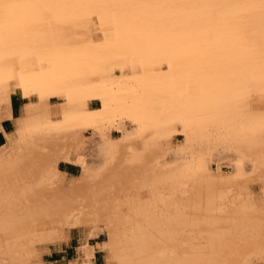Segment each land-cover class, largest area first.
<instances>
[{"label": "bare ground", "instance_id": "1", "mask_svg": "<svg viewBox=\"0 0 264 264\" xmlns=\"http://www.w3.org/2000/svg\"><path fill=\"white\" fill-rule=\"evenodd\" d=\"M27 1L34 9L26 12L34 19L40 12L46 15L52 3L44 0L43 8L41 0ZM6 16L7 21L16 15ZM10 23L0 30L11 33ZM8 42L0 39V134L5 139L0 146V264H46L44 253L66 243L80 226L81 246L70 264H94L97 249L105 253V264H264V121L212 119L206 111L205 120L200 115L192 121L195 130H184V140L176 142L173 123L202 110L200 103L172 110L179 104L174 102L166 104L167 113H148L142 102L131 107L114 99L115 108L87 109L88 89L96 88L92 82L99 73L91 67L59 71L49 65L43 73L31 60L40 54L37 48L10 50ZM65 42L49 44L45 53L52 48L69 52L75 40ZM22 52L29 54L19 59ZM22 64L24 76L17 73ZM25 83L38 97L62 84L68 88L67 104L58 107L41 97L25 102L15 116L13 87ZM97 88L107 92L102 83ZM136 112L143 117L139 129L116 117ZM5 119L14 124L12 130L3 127ZM254 124L260 127L244 129ZM61 164L79 168V175L70 176ZM101 233L106 240L92 244Z\"/></svg>", "mask_w": 264, "mask_h": 264}, {"label": "flooded vegetation", "instance_id": "2", "mask_svg": "<svg viewBox=\"0 0 264 264\" xmlns=\"http://www.w3.org/2000/svg\"><path fill=\"white\" fill-rule=\"evenodd\" d=\"M12 1L11 3L9 2L10 5L4 3V7H2L3 11L7 9V11H11L13 8L12 11L25 10L26 12L29 10L30 12V10L34 9L31 1L14 0L18 3L21 1V4H14V1ZM256 2L257 0H249L238 5L240 3L239 0H62L60 2L52 1V3H48L47 0L48 8L54 7V10L58 13L57 18H54L55 20L48 22V16L45 14H40L41 16L37 19L33 17L30 18V15H28L27 17L23 16L21 18L17 16L18 18L14 20L15 16L13 19H9L11 23L9 20L7 21L10 23L9 26L13 28L11 29L10 27L11 33L9 32L6 34L7 32H0V39L3 42L5 39L9 40L10 44H8L9 42L6 44H8V47L10 45V50H15L17 47H22L23 50H29L30 48L32 50V48L34 49L35 47L38 49V52L45 53L49 51V47L51 49L52 46L50 45L52 44L57 45L61 42H65V40L66 42L70 41L69 43H72V35L69 33L68 29L75 26L77 27L76 29H78L77 31H80L81 25H85L87 26V30L101 28L105 32L104 37L107 41L99 47L93 44L89 45L88 49H86V56L81 55L75 58L69 55L60 56L53 65H60V67H63V65L66 64L64 67L77 66L78 68L92 66L95 67L93 68L95 72L99 73L101 81H104L107 80L108 76L110 77L113 74H118L119 71L117 68L114 69L113 74L107 72L102 73L101 71H104L103 69L113 63H121L124 66L123 73H129L131 67H135L136 72L142 71V74L136 79L127 80V84H140L144 86L143 89L147 88L148 91H154L156 87L164 83H166L165 85L173 87L178 85V83L184 84L188 86V88L184 95L182 94V97L191 93V87L202 82V80L196 78L198 71L201 69H205L203 73H206V75H210L213 71L218 70H221L222 74L229 72L230 74L227 73V77L218 76L212 78L210 81L222 83L223 81L236 80V89L240 88V82L246 81V83H248L244 89L240 90L241 93L239 92L240 94L238 93L237 95L249 94L251 99L248 101L239 100L232 104L216 105V107L213 108L214 111H212L213 115L210 110L206 109L197 110L196 112L199 111L198 114L195 112L188 113V115H181L180 118L175 121V124L173 123V126L177 131L176 136L183 137L184 135L181 134L183 128L185 127L186 131L188 129L189 131L192 129L195 130V127L190 129L191 124L193 125L197 122L200 119V115L202 116L206 111H208V116L209 113L211 114L210 116H212V119L214 117L216 118L218 115H223L225 118L218 116L217 119H232L233 121H237L236 118H234L236 116H252L246 117L248 121H251V118L264 117V113L256 112L257 105H252L254 99L253 94L256 87L251 85L253 82L264 80V68L260 69V64L263 62H252V64L256 65L252 70H250L248 67L249 65L246 64L244 67L245 73L236 74L238 73L236 70L238 66L259 58V46L264 43V8L259 9ZM42 3L43 5L44 3L46 4L44 0H41L38 5L41 4L43 7ZM16 5H22V7H17ZM5 6L8 7L5 8ZM14 7L16 8L15 10ZM216 11L220 12V17L218 21L214 23L212 18L215 16ZM182 22L186 23V25H174ZM8 23L6 26H8ZM168 24H172V26H168ZM3 25L4 24L0 22L1 30L4 28ZM198 26H205L206 30L197 33L194 29ZM22 27L23 29H21ZM49 27L50 30L48 29ZM18 29L19 31H16ZM96 33L99 37L101 36L100 32ZM97 35L94 36L95 40H98ZM14 46L16 47L14 48ZM215 51L227 53L229 62L223 63V61H221L214 66L211 63L207 65L202 64L207 60H215V58L211 56L204 58L208 52ZM121 54L125 57L122 59L114 57L115 55ZM95 58H97V60ZM162 58H167L174 64L170 72L163 75H149L147 72L148 69L156 68V63L162 60ZM83 60L85 62H83ZM68 62L70 64H67ZM139 62L143 63L142 68H139ZM40 64V69L42 68V70L45 71L48 67V61L46 59L41 60ZM97 64L99 66H97ZM180 64H184V67L181 68ZM161 68L165 69L166 63H162ZM180 76L187 77L180 81L177 79ZM150 80L153 83V85L151 84L152 87L151 85L149 86V83H151ZM72 82L73 80L69 82L70 86H72ZM205 82L208 81L205 79ZM205 82L204 84H207ZM15 83L16 82H14V85L17 84ZM61 85L56 87L54 85L52 87L53 89L51 88L47 93L46 91H42L43 94L46 93L44 97H38L40 94L36 93L29 84L25 83L20 87H16V85V88L13 87L15 92L12 94L10 101L14 115L18 116L16 113L18 99L21 102V106L27 101H36L41 99V97L43 100L47 98L44 101H48V103L51 104L65 103L68 100L67 97H65L67 96L68 92L66 89L68 88H65L66 86L64 85L62 87ZM104 85L107 86V84H102V88L105 89L104 91L109 92V88ZM97 86L100 87L101 82L97 83L96 80H94L92 82V87L97 88ZM148 87H150V89H148ZM96 88H94V90ZM152 88L154 90H151ZM98 89L99 88L95 91L93 90V92L92 88H90L88 90L91 92L88 93L89 95L86 94L88 96H86L87 107L91 110L100 109L103 106L101 104L102 100L108 102L111 99L110 95L102 93ZM147 90L145 93L148 92ZM174 93L176 94L175 90L172 89L159 96L167 98L175 95ZM159 96L155 95L154 97L159 98ZM106 98L110 99L106 100ZM113 100L112 98L109 101L112 104L110 105L109 103L107 106L111 108L114 106L117 107V105L113 104ZM126 106H128V104H126ZM243 107H245V109L242 110L241 108ZM222 108L233 110L220 112L219 109ZM137 113L138 112H136V115L133 113H118L116 117L121 118L127 125H131V120H135L137 123H140L141 120L143 121V117H138L140 113L138 115ZM205 116L206 118L208 117L207 115ZM241 117H237L238 121H241ZM196 118L199 119L197 120ZM208 119L210 120V118ZM203 120H205L204 117ZM192 121L194 123H192ZM9 123L10 120L6 119L3 121L5 130H11L7 127ZM189 131H187L188 134L191 133H189ZM1 135L2 134H0V137ZM2 144L3 142L0 143V146ZM60 167L63 168L62 164Z\"/></svg>", "mask_w": 264, "mask_h": 264}, {"label": "rangeland", "instance_id": "3", "mask_svg": "<svg viewBox=\"0 0 264 264\" xmlns=\"http://www.w3.org/2000/svg\"><path fill=\"white\" fill-rule=\"evenodd\" d=\"M0 1L2 4L6 3V0H0ZM24 1H27V0H24ZM48 1L60 2L62 0H48ZM75 1H78V0H75ZM244 1L247 2L249 0H239L240 3L238 5L243 4ZM256 3H257V7L259 9L264 8V0H257ZM2 6L3 5H1V7ZM1 11L4 13V16H5L4 17L3 14L0 13V14H2L0 16L4 17V18L1 17V19H0L1 20L0 22L2 24H3V21H5L4 25H3L4 27L7 25V21H8V20L7 21L5 20L6 17L8 19V16H6V15L12 14V15L21 16V17L29 15L28 13H27L28 15H24L26 13H24L25 11H22V10H19V11L18 10H16V11L11 10L8 13L7 10L3 11V8H2ZM43 11H44V9H43ZM46 15L48 16V21L50 22L51 20H55L54 18H57L58 13L56 11H54V7H52V8L50 7V9L46 13ZM219 17H220V12L216 11L215 16L212 18V21L214 23H216L218 21ZM2 19H4V20L2 21ZM174 25L185 26L186 23L182 22V23H177ZM168 26H172V24H168ZM86 27L87 26H85V25L84 26L81 25L80 31H77L78 29H76L77 27H75V26H72L71 28L68 29L69 33L72 35L71 36L72 39L75 40V42L72 44V47H71L72 50L69 49V52L62 51V50L58 49V51H56L54 53V48H53V50L50 51L49 53H45V54L40 53L41 56H39L40 54L35 55V57L31 60H34V64H37V62L40 64L41 60L46 59L48 61V65L51 68L53 66H55V67H53L54 69L61 71V70H63V67L66 66V64H64L63 67H60V65H53L55 61L53 62L52 58H54V56L56 57V56H63V55L68 56L69 55L72 58H75V57L81 56V55L86 56V54H85L86 49H88L89 45L93 44V45H96V47H99L100 45L104 44L107 41L104 37L105 32L101 28H97L96 30L95 29H93V30L88 29L87 30ZM205 30H206L205 26H198L197 28L194 29V31L197 33L205 31ZM4 31H1V32H4ZM96 32H100L101 36L99 37ZM95 35L98 36V40L94 39ZM5 41H6V39H5ZM7 41H9V40H7ZM258 53H259V58L257 60H251L248 63H244V64L238 66L236 69L238 71V73H236V74L238 75L240 73H245L244 67L246 64L249 65L248 67L250 70L254 69L256 67V65L252 64V62H257V61L263 62L260 64V69H263L264 68V43H262L259 46ZM24 54H29V53H26V52L23 53L22 52V53H20L18 58L19 59L26 58V55H24ZM112 56H114V55H112ZM209 56H211L212 58H215V60H213V61L207 60V61L203 62L202 64L207 65V64L211 63L214 66L221 61H223V63L229 62L227 53H225V52H221V53H219V51L208 52V54L204 58L209 57ZM96 57H97V55H96ZM114 57L118 58V59H122L125 56L123 54H121V55H115ZM95 59L97 60V58H95ZM28 61H29V59H28ZM162 63H166L165 69L161 68ZM258 63H257V65H258ZM67 64H70V63L68 62ZM98 64H97V66H99ZM138 65H139V68L143 67V63L139 62ZM173 65L174 64L171 62V60H169L167 58H162V60H159L156 63V68H149L147 72L149 75H154V76L161 75V74L163 75V74L170 72V70L173 68ZM180 65H181V68L184 67V64H180ZM91 68H95V67L91 66ZM115 68L118 69V71H119L118 74H113V71ZM123 68H124V66L121 63H115V64L113 63L111 66H108L105 69H103L104 71H101L102 73L107 72V73L113 74V75H111L110 77L108 76L107 80H104V81L103 80L101 81V79L99 78L96 80V82H101L102 84L106 83L107 87L109 88L108 89L109 92L107 91L105 94L110 95V97L113 95L114 96L113 99H116L117 101L116 100L115 101L117 103L124 104V105L128 104V106L135 107V106H137L138 103L140 105V103L142 102L141 105L145 106V107H142V109L144 108L143 110H145L148 113H150L149 111H151L152 109L153 110L151 111V113L152 112H162L161 109L163 110L164 113L165 112L167 113V112L171 111V109L170 108L167 109L168 107L166 106V104L168 105L169 103H174V102H176V105H177V103H179V104H178V107L176 106V108H174L172 110H175L177 108L180 109L182 107L189 108L192 105H196L197 103H198V105H199V103L202 105V107H199L202 110L203 109L208 110V109H210L211 105L212 106L213 105H220V104L221 105L222 104L227 105V104H232V103L239 101V100L248 101L251 99V96L249 94L237 96L238 93L240 92V90L244 89V87L248 85V83H246V81L240 82L239 83L240 88L236 89L235 88V86L237 84L236 80L235 81H223L222 83L210 81L212 78L218 77V76H221V77L226 76L227 77L228 76L227 73L230 74L229 72L222 74V71L218 70V71H213L210 75H206V73L205 74L203 73V71L205 69H201L198 71L196 78L199 80H202V82L198 83L197 85H194L191 88L190 94L183 96V97H182V94H178L179 92L183 93L188 88V86H186L184 84H179L180 86L176 85L175 87H173L175 91L181 90L179 92H176L178 95L171 96L168 98V100L166 98V101L164 99L161 101L158 100V101H156L157 103L153 104V101H155L154 99L156 98V97H154L155 95H157L158 93L163 94V93H166L167 91H170L171 89H173L172 86L165 85L166 83H164V84L156 87V89L154 91H148L145 93V91L143 90V87H144L143 85H140V84L134 85L133 83L127 84V80L136 79L140 74H142L141 73L142 71L136 72L135 67H131L130 68L131 71L129 73H123L122 72ZM25 70H26L25 64L24 65L22 64L19 66L17 73H21V75H22ZM48 70L49 69L47 67L45 71L42 70L41 72L44 73V72H47ZM97 71H99V70H97ZM82 75H84V74H82ZM22 76H24V75H22ZM186 77L187 76H185V77L180 76L177 79L182 81L184 78L186 79ZM205 79L208 82H205ZM204 82L207 84H204ZM150 84L153 85L152 82ZM251 85H254L256 87L254 94H253L254 99H253L252 105H257V111L256 112L264 113V80H259V81L253 82V83H251ZM145 86H146V84H145ZM242 94H244V93H242ZM234 96H237V97H234ZM151 100H153V101L151 102ZM147 101H150L152 103L151 109L148 108V106H149L148 104H150V107H151V103L147 102ZM20 103L21 102L18 99L17 100V110H16V113L18 115L20 114L21 109H22V107H20L21 106ZM66 104H67V101L65 103L57 104V106L59 107V106H63ZM101 104L103 106L100 108V110L105 109L107 107V104H106V102H104V100L101 101ZM159 104H161L163 107ZM205 105H209V108L208 107L203 108V106L205 107ZM154 106H157V107H154ZM159 106H161L162 108H159ZM146 108H148V109H146ZM155 108H158L159 111H156L158 109L155 110ZM87 109H89V108L87 107ZM179 109H177V110H179ZM222 109H219V111L220 112H225V111L228 112V111L233 110V109H229V108L223 109V110ZM241 109L243 110V109H245V107H243ZM258 121L262 122V121H264V118H262V119L258 118ZM255 123H257V122H255ZM130 124L131 125H128V127L139 129L138 123L135 122V120H131ZM13 126H14V124L12 123V121H10V123L7 125L8 129H11V130L14 128ZM258 127H260V126L254 124V125L247 126V127L244 126V129L252 131V130L258 129ZM184 130L185 129L183 128V130L181 131V134H183V135H185ZM184 138H185V136L184 137H176L175 141L176 142L182 141V140H184ZM2 142L4 144L5 139L1 135L0 143H2ZM62 166L67 167V169L70 171V173H69L70 176H72V175L78 176L79 175V168L72 167L69 164H62ZM83 233H84V231H83V228L81 226L80 227H74L72 229V231L69 233V235H68L69 239L67 238L68 241H66V243L63 242L61 246H51V248L48 250V252L44 253L43 257H44L45 263L46 264H70V262L72 260L76 259L78 256L77 253H78V250L81 246ZM105 240H106V235L104 233H101L99 237L92 238L90 240V242L92 244H96V243H102ZM105 258H106L105 253H103V251L97 249L95 252L94 264H105L106 263Z\"/></svg>", "mask_w": 264, "mask_h": 264}, {"label": "crops", "instance_id": "4", "mask_svg": "<svg viewBox=\"0 0 264 264\" xmlns=\"http://www.w3.org/2000/svg\"><path fill=\"white\" fill-rule=\"evenodd\" d=\"M11 110H12V105H11ZM6 120V119H5Z\"/></svg>", "mask_w": 264, "mask_h": 264}]
</instances>
